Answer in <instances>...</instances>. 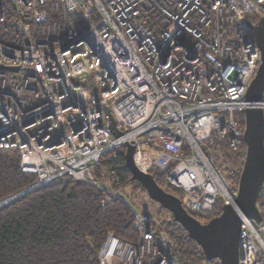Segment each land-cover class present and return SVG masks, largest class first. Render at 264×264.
Listing matches in <instances>:
<instances>
[{
	"label": "built area",
	"instance_id": "2783aa9c",
	"mask_svg": "<svg viewBox=\"0 0 264 264\" xmlns=\"http://www.w3.org/2000/svg\"><path fill=\"white\" fill-rule=\"evenodd\" d=\"M263 16L264 0L0 2V147L18 149L34 185L87 181L105 192V207L122 198L121 181L102 171V184L94 169L131 144L141 171L165 173L163 188L207 219L218 199L232 205L238 195L208 148L226 143L244 163ZM257 209L261 222L241 217L239 264H264V183ZM133 214L138 240L109 231L99 264H180L168 233Z\"/></svg>",
	"mask_w": 264,
	"mask_h": 264
},
{
	"label": "trees",
	"instance_id": "16d2710c",
	"mask_svg": "<svg viewBox=\"0 0 264 264\" xmlns=\"http://www.w3.org/2000/svg\"><path fill=\"white\" fill-rule=\"evenodd\" d=\"M242 147L245 148L244 143ZM124 151L123 148L118 154L116 163L103 159L94 169V175L97 173L100 182L106 184L101 172H114L121 181L115 185L118 190L129 183L143 189L127 168ZM212 151L219 169L237 185L243 161L228 150L226 143ZM20 162L17 148L0 147V201L36 183L37 177L23 172ZM152 175L165 187V173L156 170ZM165 189L182 196L174 187ZM104 196L103 190L87 181L68 180L38 187L6 204L0 208V264H99L98 253L109 231L125 241H137L133 211L122 198L102 207ZM223 204L218 199L207 219L220 214ZM153 221L168 233L180 264H218V260L206 259L201 246L172 216L159 224Z\"/></svg>",
	"mask_w": 264,
	"mask_h": 264
},
{
	"label": "water",
	"instance_id": "95a60500",
	"mask_svg": "<svg viewBox=\"0 0 264 264\" xmlns=\"http://www.w3.org/2000/svg\"><path fill=\"white\" fill-rule=\"evenodd\" d=\"M255 39L261 51V63L246 94L249 106L245 109V130L243 140L247 146V155L238 182L236 204L249 219L261 222L257 209V200L264 183V111L259 102L264 99V16L255 26ZM17 70V67H9ZM106 112L110 119V128L120 135L115 119L109 107ZM135 148L126 145L125 160L133 178L140 182L150 198L171 213L178 222L202 248L207 260H218V264H239V235L242 218L231 204H224L221 213L208 222L202 223L183 206L180 197L160 186L154 176L141 171L134 161ZM38 186L33 185L5 200L0 201V208L31 192ZM125 201V200H123Z\"/></svg>",
	"mask_w": 264,
	"mask_h": 264
},
{
	"label": "rangeland",
	"instance_id": "374dc122",
	"mask_svg": "<svg viewBox=\"0 0 264 264\" xmlns=\"http://www.w3.org/2000/svg\"><path fill=\"white\" fill-rule=\"evenodd\" d=\"M208 150L212 151V148H208ZM216 163H217V160H216ZM95 179H98V181H100L97 173H95ZM119 193L132 211L136 213H148L153 217V219L158 224L171 218L172 216L169 211L164 210L159 203L152 200L144 189H141L139 186L135 185L134 183H129L123 186L119 190ZM205 220L208 222L210 219L207 220V219L201 218L200 221L202 223H206Z\"/></svg>",
	"mask_w": 264,
	"mask_h": 264
},
{
	"label": "bare ground",
	"instance_id": "6f19581e",
	"mask_svg": "<svg viewBox=\"0 0 264 264\" xmlns=\"http://www.w3.org/2000/svg\"><path fill=\"white\" fill-rule=\"evenodd\" d=\"M232 203H234V204H232V206L237 210V212H238V214L242 217V216H245V214H243V212L241 211V209H240V207L239 206H237V208H236V200H234Z\"/></svg>",
	"mask_w": 264,
	"mask_h": 264
},
{
	"label": "clouds",
	"instance_id": "9594fccd",
	"mask_svg": "<svg viewBox=\"0 0 264 264\" xmlns=\"http://www.w3.org/2000/svg\"><path fill=\"white\" fill-rule=\"evenodd\" d=\"M166 190V189H165ZM123 199V198H122ZM196 217V216H195Z\"/></svg>",
	"mask_w": 264,
	"mask_h": 264
}]
</instances>
